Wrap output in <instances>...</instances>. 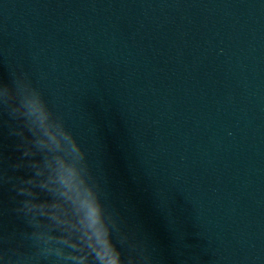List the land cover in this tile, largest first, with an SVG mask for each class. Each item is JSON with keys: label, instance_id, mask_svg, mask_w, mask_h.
<instances>
[{"label": "clouds", "instance_id": "obj_1", "mask_svg": "<svg viewBox=\"0 0 264 264\" xmlns=\"http://www.w3.org/2000/svg\"><path fill=\"white\" fill-rule=\"evenodd\" d=\"M29 114L35 123L26 125L33 137L28 143L36 151L25 148L22 155L34 157L27 162L32 176L13 183V189L26 197L16 211L33 229L31 238L44 245L43 255L51 264H122L91 180L86 153L72 132L51 120L45 106L34 104ZM10 134L25 139L23 130ZM23 166V160L13 165ZM11 179L0 174V182Z\"/></svg>", "mask_w": 264, "mask_h": 264}]
</instances>
